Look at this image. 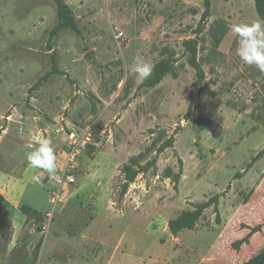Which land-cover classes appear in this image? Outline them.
<instances>
[{"label":"rangeland","instance_id":"obj_1","mask_svg":"<svg viewBox=\"0 0 264 264\" xmlns=\"http://www.w3.org/2000/svg\"><path fill=\"white\" fill-rule=\"evenodd\" d=\"M63 2L75 29L53 33V0H0V264H249L264 252V73L231 26L264 20L255 0ZM137 59L167 62L155 86ZM40 136L54 178L27 160Z\"/></svg>","mask_w":264,"mask_h":264},{"label":"clouds","instance_id":"obj_2","mask_svg":"<svg viewBox=\"0 0 264 264\" xmlns=\"http://www.w3.org/2000/svg\"><path fill=\"white\" fill-rule=\"evenodd\" d=\"M231 31L239 38H243L238 40V45L243 43L244 47L238 46L237 49V54L243 64L255 66L261 73H264V20L256 19L251 23L234 24L231 26ZM153 67L142 59H137L132 72L140 78V82H143L152 75ZM28 147L33 148L27 153L30 165L33 168L43 169L51 178L56 177L58 168L51 137L40 136L38 146L30 144Z\"/></svg>","mask_w":264,"mask_h":264},{"label":"trees","instance_id":"obj_3","mask_svg":"<svg viewBox=\"0 0 264 264\" xmlns=\"http://www.w3.org/2000/svg\"><path fill=\"white\" fill-rule=\"evenodd\" d=\"M56 10H57V17H58V24L53 29V33H57L59 30L63 28H72L75 29V21L73 18V14L71 10L67 7V5L63 2V0H53ZM255 7L258 15L264 19V0H255ZM167 62L161 61L156 64L154 67L152 75L144 80L140 87H153L155 86L162 76L167 71ZM197 70L200 71L199 67L196 66ZM139 157L131 158L123 168L122 172L125 177V183L122 186V190L120 192V199L126 193L127 186L134 181L135 177L139 173V171L134 170V167L138 166ZM211 205V201H208L203 204H197L194 206L193 210L191 211H183L174 219L168 222V229L171 235L176 236L182 230H194L197 221L201 217L203 211L209 208ZM216 209V208H215ZM256 231V230H254ZM251 231L245 238L238 240L232 244L234 248L240 247L242 244L246 243L254 233ZM249 264H264V252L260 254L257 258L251 261Z\"/></svg>","mask_w":264,"mask_h":264},{"label":"built area","instance_id":"obj_4","mask_svg":"<svg viewBox=\"0 0 264 264\" xmlns=\"http://www.w3.org/2000/svg\"><path fill=\"white\" fill-rule=\"evenodd\" d=\"M79 145V144H78ZM78 145H75L74 148H72L70 150V152L68 153L67 155V163H66V166H65V170L64 172L60 175L59 179L57 180L60 184L63 183V180L65 181L64 183L66 184H72L74 183V177L73 175H66L65 172L66 171H71L72 169H74V161H75V158H76V148ZM66 175V176H65ZM60 194L58 193L55 198H58Z\"/></svg>","mask_w":264,"mask_h":264},{"label":"water","instance_id":"obj_5","mask_svg":"<svg viewBox=\"0 0 264 264\" xmlns=\"http://www.w3.org/2000/svg\"><path fill=\"white\" fill-rule=\"evenodd\" d=\"M87 58H90V53L87 54Z\"/></svg>","mask_w":264,"mask_h":264}]
</instances>
